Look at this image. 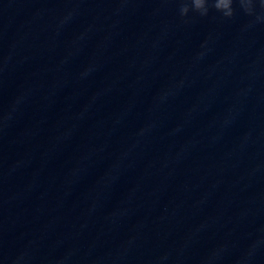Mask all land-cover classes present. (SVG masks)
Masks as SVG:
<instances>
[{
    "label": "water",
    "instance_id": "1",
    "mask_svg": "<svg viewBox=\"0 0 264 264\" xmlns=\"http://www.w3.org/2000/svg\"><path fill=\"white\" fill-rule=\"evenodd\" d=\"M180 7L0 0V264H264V21Z\"/></svg>",
    "mask_w": 264,
    "mask_h": 264
},
{
    "label": "clouds",
    "instance_id": "2",
    "mask_svg": "<svg viewBox=\"0 0 264 264\" xmlns=\"http://www.w3.org/2000/svg\"><path fill=\"white\" fill-rule=\"evenodd\" d=\"M257 0H181L179 9L181 16H186L189 11L207 16L211 9L220 13L224 18H232L236 14L237 7L248 16H255L257 21H264V0H259L261 13L257 14L255 3Z\"/></svg>",
    "mask_w": 264,
    "mask_h": 264
}]
</instances>
